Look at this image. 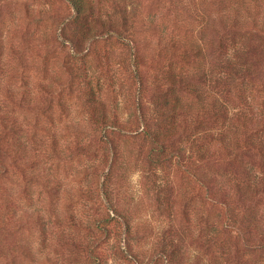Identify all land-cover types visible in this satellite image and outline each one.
<instances>
[{
    "label": "rangeland",
    "instance_id": "obj_1",
    "mask_svg": "<svg viewBox=\"0 0 264 264\" xmlns=\"http://www.w3.org/2000/svg\"><path fill=\"white\" fill-rule=\"evenodd\" d=\"M93 1L0 0V264H264V0Z\"/></svg>",
    "mask_w": 264,
    "mask_h": 264
},
{
    "label": "trees",
    "instance_id": "obj_2",
    "mask_svg": "<svg viewBox=\"0 0 264 264\" xmlns=\"http://www.w3.org/2000/svg\"><path fill=\"white\" fill-rule=\"evenodd\" d=\"M72 8H73V13H72V19L73 22L84 28L87 34L88 40L92 38L93 36L96 35L95 30H94V22L97 19L95 17V6H94V1L93 0H71ZM237 25V23H236ZM233 25L232 27H234ZM73 43H77L76 41H73ZM193 44L187 47V50L190 51V53L199 55L204 53L203 47L201 44ZM205 54V53H204ZM137 59H140V53L138 54V51L134 54ZM221 58H219L220 61ZM229 60V61H228ZM227 62L225 63V68L227 70H230L228 68V65L231 61V59H228ZM225 62V61H224ZM138 66V64H137ZM224 67V66H223ZM138 69V68H137ZM222 73V70H221ZM138 75V72L135 74ZM182 75L179 77L180 81L178 82L181 84V86H184V84L187 82L186 77ZM221 83V82H220ZM228 83V82H227ZM233 83V82H232ZM158 109L161 111H168V113H172V117L175 119H178L180 116L183 118L186 117L184 116V112L186 113V106L184 104L183 96L177 95L174 97V99H169L165 98V100L161 103L158 104ZM208 110L207 106L205 104H202L201 110L198 112L200 114L201 118L197 119L196 124H201L204 122L206 119L211 118V114L207 117H205V112ZM221 111V109H219ZM165 116H169L170 114H164ZM199 116V115H198ZM194 124V125H196ZM144 135L146 139L152 143V149L150 150V156L151 157H158L161 155L163 158H167V147L165 141L161 139V133L159 131H152L148 126L144 128ZM201 161L204 162H210L212 159L214 160L213 156H208L204 154L201 151H198ZM4 166L3 164L0 163V175H4L5 169L2 168ZM203 187L206 188L205 190L208 192V188L203 182ZM102 222V221H98ZM105 224L98 223V229H106ZM93 264H98V259L94 261Z\"/></svg>",
    "mask_w": 264,
    "mask_h": 264
}]
</instances>
